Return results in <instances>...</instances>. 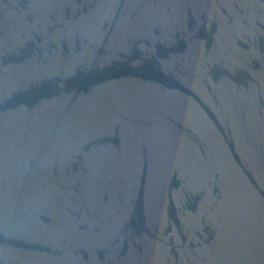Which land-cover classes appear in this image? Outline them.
I'll use <instances>...</instances> for the list:
<instances>
[{"label":"water","instance_id":"obj_1","mask_svg":"<svg viewBox=\"0 0 264 264\" xmlns=\"http://www.w3.org/2000/svg\"><path fill=\"white\" fill-rule=\"evenodd\" d=\"M0 264H264V0H0Z\"/></svg>","mask_w":264,"mask_h":264}]
</instances>
